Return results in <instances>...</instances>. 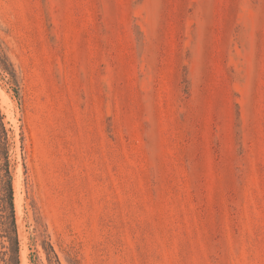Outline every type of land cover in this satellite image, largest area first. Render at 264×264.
Listing matches in <instances>:
<instances>
[{
	"label": "rangeland",
	"instance_id": "1",
	"mask_svg": "<svg viewBox=\"0 0 264 264\" xmlns=\"http://www.w3.org/2000/svg\"><path fill=\"white\" fill-rule=\"evenodd\" d=\"M0 93V264H264V0H0Z\"/></svg>",
	"mask_w": 264,
	"mask_h": 264
},
{
	"label": "trees",
	"instance_id": "2",
	"mask_svg": "<svg viewBox=\"0 0 264 264\" xmlns=\"http://www.w3.org/2000/svg\"><path fill=\"white\" fill-rule=\"evenodd\" d=\"M13 76L14 74L11 73ZM4 117L1 113L0 110V157L1 155L4 154V158L7 159V131L5 129V125H4ZM7 173H9L8 168L6 169ZM10 194H11V201H12V189L10 190ZM11 204V209H12V219H11V226L7 227L5 232H6V237L9 239L11 245H12V253L15 256H18V248H19V243H18V239H17V235H16V225H15V216H14V210H13V206H12V202H10ZM16 264H17V260H16Z\"/></svg>",
	"mask_w": 264,
	"mask_h": 264
},
{
	"label": "bare ground",
	"instance_id": "3",
	"mask_svg": "<svg viewBox=\"0 0 264 264\" xmlns=\"http://www.w3.org/2000/svg\"><path fill=\"white\" fill-rule=\"evenodd\" d=\"M0 99H2V95H1V93H0ZM2 104L4 103L5 104V102L2 100V102H1ZM0 103V104H1ZM3 108V107H2ZM19 202V201H18ZM19 204H20V202H19ZM17 209H18V215H19V218L20 217H22V215H23V209H22V207L19 205V206H17ZM23 260H25V258L23 257ZM26 261V260H25ZM26 264V263H25Z\"/></svg>",
	"mask_w": 264,
	"mask_h": 264
}]
</instances>
